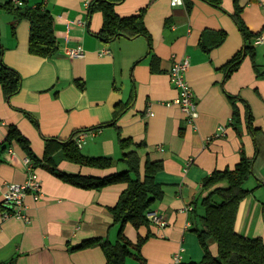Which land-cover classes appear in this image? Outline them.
I'll return each instance as SVG.
<instances>
[{
  "label": "crops",
  "instance_id": "1",
  "mask_svg": "<svg viewBox=\"0 0 264 264\" xmlns=\"http://www.w3.org/2000/svg\"><path fill=\"white\" fill-rule=\"evenodd\" d=\"M23 1L30 6L42 4L51 12L58 49L49 57L32 54L30 21L0 9L3 60L21 76L19 92L9 98L0 84V145L9 126L15 125L43 159L48 138L63 141L84 129L75 140L82 137L78 146L87 156H108L121 165V141L131 139L133 145L127 150L138 152L141 177L148 159L161 160L163 168L155 174V182L162 196L151 209L163 214L169 224L159 227L149 220L148 226L137 229L128 222L124 233L130 240L149 236L139 257H127L126 264H171L172 255L182 248V264H200L204 249L191 229L193 213L187 208L216 186H226L220 182L205 188L203 182L214 170L234 167L245 155L254 161V174L247 181L252 191L240 204L236 228L264 240V41L256 42L264 36V0H239L241 16L256 35L252 38L256 56L254 60L246 56L229 76L225 65L245 45L231 16L234 0H223L221 8L192 0L190 12L185 0L178 4L114 0L121 16L147 7L144 20L149 36L120 35L111 41L98 36L103 14L90 11L93 0ZM222 33L224 41L213 46ZM78 45L85 49L83 57L66 55L67 47ZM183 59L189 60L186 78L198 104L194 124L173 103L178 90L171 82V67ZM229 95L236 97L237 123ZM220 125L225 130L216 136ZM4 157L0 162V264H106L99 245L74 247L92 238L116 241L119 226L110 207L127 183L82 188L64 181L52 168L104 176L122 171L120 165L106 169L80 165L67 160L60 148L52 153V160L35 167L17 143ZM30 169L40 178L43 196L37 201L31 194L26 196L29 221L4 218L6 185L24 183ZM196 223L201 224L199 217ZM210 251L218 254L217 243L210 244Z\"/></svg>",
  "mask_w": 264,
  "mask_h": 264
},
{
  "label": "trees",
  "instance_id": "2",
  "mask_svg": "<svg viewBox=\"0 0 264 264\" xmlns=\"http://www.w3.org/2000/svg\"><path fill=\"white\" fill-rule=\"evenodd\" d=\"M152 1V0H151ZM216 7L221 8L223 0H204ZM235 11L231 16L236 21L244 40V48L236 53L225 65L227 76L237 70L243 59L250 55L253 60L256 56L252 38L256 35L249 29L243 20L242 7L239 0H234ZM187 10L190 12L193 7L192 0H185ZM147 7L139 13L130 16H121L115 11L114 0H93L90 4V11L100 10L103 14V26L98 33L105 41L124 35L128 38L137 36H149L144 16ZM0 9L14 13L18 19L30 21L29 51L32 54L49 57L58 49L57 38L54 33V18L51 12L42 4L36 6L15 5L12 0L0 4ZM225 39V34H220L213 46L220 45ZM3 47L0 44V84L4 95L10 96L19 92L21 87V76L19 72L6 65L3 60ZM257 68V65H256ZM258 75L261 73L258 72ZM234 104V123L239 121V111L235 105V96L229 95ZM84 131L79 130L63 141L57 138H48L43 159L39 158L30 146L26 136L15 125L9 126L8 134L0 145V162L5 161L4 153L15 143L19 144L34 160L35 167L42 164L43 160H52V153L60 148L64 157L74 163L95 168H110L115 165L114 159L108 156H87L83 154L78 146L75 137ZM59 140V141H58ZM59 144L53 147V143ZM133 145L131 139H123L121 146L124 150L121 157L127 169L114 173L96 176L81 173H68L52 168V171L64 181L82 188H103L116 182H126L127 187L122 191L115 205L110 207L114 223L118 224L119 230L115 242L109 239L92 238L83 241L75 246V249L85 248L92 245L102 247L106 255V264H126L129 256L139 257L140 250L147 236H139L137 242L130 240L124 233L128 222L135 228L149 225L146 212L152 208V204L160 199L162 191L155 182V174L163 168L161 160H147L145 163L144 175L141 177L140 156L136 150H127ZM132 173L134 176H132ZM254 174L253 159L243 155L234 167L214 170L205 178L203 186L210 188L217 183L226 182V186H216L207 196L199 197L203 207V213L199 214L198 201L196 200L191 212L192 230L196 232L204 249V257L200 264H264V240L261 237H251L240 233L236 228V221L241 202L251 193L246 187L249 178ZM264 184V180L261 181ZM219 197V200L216 199ZM264 217V203L262 206ZM200 217L201 224L196 223ZM217 243L218 254L213 255L210 251V244Z\"/></svg>",
  "mask_w": 264,
  "mask_h": 264
},
{
  "label": "built area",
  "instance_id": "3",
  "mask_svg": "<svg viewBox=\"0 0 264 264\" xmlns=\"http://www.w3.org/2000/svg\"><path fill=\"white\" fill-rule=\"evenodd\" d=\"M15 5H23V0H12ZM173 4H178L181 0H172ZM264 41V36L260 35L257 37L256 42L260 43ZM66 55L71 58H80L85 55V49L82 45L76 47H67L65 49ZM189 66V60H175L171 67L170 78L173 85L178 90V95L174 99L173 103L177 104L186 116L187 121L190 124H194L197 119L198 104L195 101L193 90L186 78V71ZM150 114H153L152 112ZM225 126L220 125L216 136L221 135L224 132ZM83 142L82 137H77L78 145ZM11 153L14 151L10 149ZM26 162L32 165L30 158H26ZM31 194L34 200H39L43 196L42 184L37 173L30 169L27 180L24 183L10 182L6 185V190L3 194V205L5 206L4 218L17 217L25 221L30 220V216L27 214L26 209V196ZM188 211L193 209V205L188 206ZM147 218L158 225L159 227H165L169 224L168 219L161 214L159 211L150 209L146 212ZM183 248L176 251L172 255L171 264H182L183 263Z\"/></svg>",
  "mask_w": 264,
  "mask_h": 264
},
{
  "label": "rangeland",
  "instance_id": "4",
  "mask_svg": "<svg viewBox=\"0 0 264 264\" xmlns=\"http://www.w3.org/2000/svg\"><path fill=\"white\" fill-rule=\"evenodd\" d=\"M118 158H119V157H118ZM115 164L120 165V161H118V160L116 159ZM120 167H121L120 170H125V169H127V166H126L124 163H121ZM246 187L248 188L247 183H246ZM202 211H203V207L201 206V204H199V207H198V212H199V214L203 213ZM199 218H200V217H199ZM114 242H115V241H114Z\"/></svg>",
  "mask_w": 264,
  "mask_h": 264
}]
</instances>
